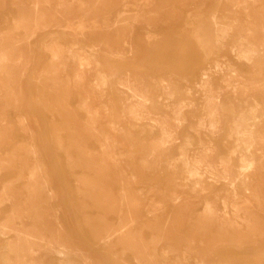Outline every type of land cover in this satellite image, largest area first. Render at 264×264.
<instances>
[{"label":"rangeland","instance_id":"374dc122","mask_svg":"<svg viewBox=\"0 0 264 264\" xmlns=\"http://www.w3.org/2000/svg\"><path fill=\"white\" fill-rule=\"evenodd\" d=\"M0 264H264V0H0Z\"/></svg>","mask_w":264,"mask_h":264},{"label":"bare ground","instance_id":"6f19581e","mask_svg":"<svg viewBox=\"0 0 264 264\" xmlns=\"http://www.w3.org/2000/svg\"><path fill=\"white\" fill-rule=\"evenodd\" d=\"M219 15V14H218ZM224 19V18H223ZM232 24V23H231ZM222 34V33H221ZM251 48V47H250ZM247 56V55H246ZM103 78H104V76H103ZM103 80V79H102ZM252 115V114H251ZM247 118H248V116H247ZM250 122V121H249ZM253 125V124H252ZM245 129V128H244ZM252 130V129H251ZM247 131H249V130H247ZM244 132H246V131H244ZM247 139V138H246ZM246 145V144H245ZM243 160V159H242ZM234 183V182H233Z\"/></svg>","mask_w":264,"mask_h":264}]
</instances>
